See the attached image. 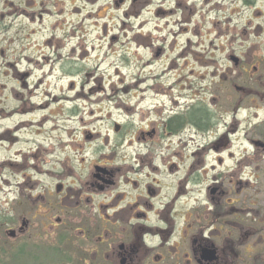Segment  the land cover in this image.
<instances>
[{
	"label": "flooded vegetation",
	"instance_id": "flooded-vegetation-1",
	"mask_svg": "<svg viewBox=\"0 0 264 264\" xmlns=\"http://www.w3.org/2000/svg\"><path fill=\"white\" fill-rule=\"evenodd\" d=\"M167 1L155 15L175 24L154 57L171 37L167 49H183L172 62L224 66L211 98L173 97L120 163L31 165L53 180L18 186L12 215L0 214V262L12 246L20 264H264V0ZM135 4L150 0H113Z\"/></svg>",
	"mask_w": 264,
	"mask_h": 264
},
{
	"label": "rangeland",
	"instance_id": "rangeland-1",
	"mask_svg": "<svg viewBox=\"0 0 264 264\" xmlns=\"http://www.w3.org/2000/svg\"><path fill=\"white\" fill-rule=\"evenodd\" d=\"M159 3L116 8L113 0H0V214L12 215L19 185L49 187L53 178L31 165L46 169L53 161L58 171L59 165L76 169L81 159L120 163L138 147L127 143L132 133L157 123L173 97L211 98L212 74L224 66L172 62L183 49L177 42L168 50L171 37L154 57L175 24L174 16L155 15ZM131 27L144 38L133 40ZM5 250L0 264H20L12 246Z\"/></svg>",
	"mask_w": 264,
	"mask_h": 264
},
{
	"label": "water",
	"instance_id": "water-1",
	"mask_svg": "<svg viewBox=\"0 0 264 264\" xmlns=\"http://www.w3.org/2000/svg\"><path fill=\"white\" fill-rule=\"evenodd\" d=\"M115 131L117 132L119 130V127L118 126H115Z\"/></svg>",
	"mask_w": 264,
	"mask_h": 264
}]
</instances>
